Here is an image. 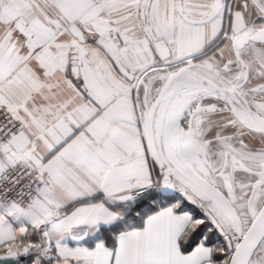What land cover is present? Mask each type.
<instances>
[{
	"label": "snow or ice",
	"instance_id": "1",
	"mask_svg": "<svg viewBox=\"0 0 264 264\" xmlns=\"http://www.w3.org/2000/svg\"><path fill=\"white\" fill-rule=\"evenodd\" d=\"M0 264H264V0H0Z\"/></svg>",
	"mask_w": 264,
	"mask_h": 264
}]
</instances>
